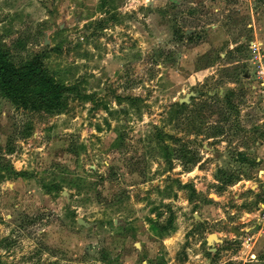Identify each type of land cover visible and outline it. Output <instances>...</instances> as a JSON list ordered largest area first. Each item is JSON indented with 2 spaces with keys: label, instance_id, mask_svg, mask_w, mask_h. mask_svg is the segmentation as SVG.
I'll return each mask as SVG.
<instances>
[{
  "label": "rangeland",
  "instance_id": "1",
  "mask_svg": "<svg viewBox=\"0 0 264 264\" xmlns=\"http://www.w3.org/2000/svg\"><path fill=\"white\" fill-rule=\"evenodd\" d=\"M0 264H264V0H0Z\"/></svg>",
  "mask_w": 264,
  "mask_h": 264
},
{
  "label": "trees",
  "instance_id": "2",
  "mask_svg": "<svg viewBox=\"0 0 264 264\" xmlns=\"http://www.w3.org/2000/svg\"><path fill=\"white\" fill-rule=\"evenodd\" d=\"M0 90L16 109L32 112L57 111L63 106L65 87L44 69L36 57L23 66H16L0 51Z\"/></svg>",
  "mask_w": 264,
  "mask_h": 264
},
{
  "label": "built area",
  "instance_id": "3",
  "mask_svg": "<svg viewBox=\"0 0 264 264\" xmlns=\"http://www.w3.org/2000/svg\"><path fill=\"white\" fill-rule=\"evenodd\" d=\"M258 63V67H259V70H258V75H259V78L262 79L264 81V62H257Z\"/></svg>",
  "mask_w": 264,
  "mask_h": 264
}]
</instances>
